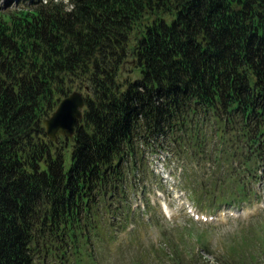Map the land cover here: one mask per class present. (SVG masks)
Masks as SVG:
<instances>
[{"label":"trees","instance_id":"trees-1","mask_svg":"<svg viewBox=\"0 0 264 264\" xmlns=\"http://www.w3.org/2000/svg\"><path fill=\"white\" fill-rule=\"evenodd\" d=\"M22 2L0 11V264H72L111 238L142 146L183 158L214 121L226 164L264 161V0ZM74 91L83 120L54 142L44 122Z\"/></svg>","mask_w":264,"mask_h":264},{"label":"rangeland","instance_id":"rangeland-1","mask_svg":"<svg viewBox=\"0 0 264 264\" xmlns=\"http://www.w3.org/2000/svg\"><path fill=\"white\" fill-rule=\"evenodd\" d=\"M23 4L0 0V11ZM211 125H203L208 134L199 141L193 137L183 158L175 154L171 140H162L153 149L142 146L141 163L135 164L136 178L129 176L124 203L132 215L127 221L123 215L122 224L114 223L119 226L112 229L111 238L105 228L95 245L80 251L72 264H175L171 259H152V248L170 250L173 244L196 256L193 260L199 264H264V161L246 162L251 150L240 149L239 158L226 164L224 154L236 155V146L219 134L216 122ZM210 138L226 142L225 149L216 145L212 157ZM250 157L255 159L253 153ZM191 183L196 194L187 189ZM190 205L198 216L189 213ZM141 251L152 258L139 259Z\"/></svg>","mask_w":264,"mask_h":264},{"label":"water","instance_id":"water-1","mask_svg":"<svg viewBox=\"0 0 264 264\" xmlns=\"http://www.w3.org/2000/svg\"><path fill=\"white\" fill-rule=\"evenodd\" d=\"M84 109L82 92L74 91L65 97L53 115L44 122L47 136L54 142L62 135L74 137L77 124L83 120Z\"/></svg>","mask_w":264,"mask_h":264}]
</instances>
